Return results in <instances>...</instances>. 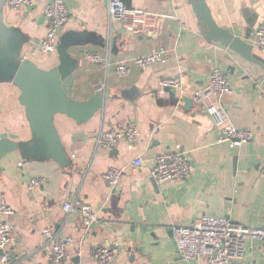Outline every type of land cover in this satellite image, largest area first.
<instances>
[{"label":"crops","instance_id":"obj_1","mask_svg":"<svg viewBox=\"0 0 264 264\" xmlns=\"http://www.w3.org/2000/svg\"><path fill=\"white\" fill-rule=\"evenodd\" d=\"M1 1L4 24L26 39L23 55L27 60L43 70L57 66L58 50L49 56L40 52L50 25L43 10L50 0L18 10H11L8 0ZM126 1L129 8L169 18L156 22L147 34L135 33L120 23L110 26L104 0H65L69 20L59 44L64 38L70 41L68 50L78 67L63 89L70 99L87 102L102 87L104 104L81 124L64 114L55 117L70 166L25 159L19 152L0 162V203L5 201L16 211L7 249L11 264H49V242L43 236L47 228L56 237L72 236L76 241L64 264H96L90 251L101 245L116 250L115 264H188L177 255L175 227H191L204 216L225 217L251 227L263 224L264 67L220 43L208 42L188 0ZM206 3L219 28L255 46V30L264 23V0ZM160 48L169 50L163 63L144 70L132 68L128 77L118 75L120 62ZM92 53L104 61L92 62L87 58ZM254 54L264 61L256 47ZM215 68L226 73L233 89L223 98L227 124L254 132V140L248 143L218 145V130L205 108L194 102L187 109L180 90H173L180 99L177 104L160 86L163 78L180 79L190 97L208 85ZM20 95L12 83L0 84V140L19 143L33 137ZM133 124L140 130L137 143L124 141L112 150L96 147L101 130L125 131ZM163 152L186 153L191 174L163 185L154 183L149 168ZM138 155L145 160L142 168L132 164ZM112 168L124 169L117 188L103 179ZM34 177L45 178L46 183L30 191ZM78 196L100 214L88 233L80 217L63 210L65 203ZM239 264H264L260 244H248Z\"/></svg>","mask_w":264,"mask_h":264},{"label":"built area","instance_id":"obj_2","mask_svg":"<svg viewBox=\"0 0 264 264\" xmlns=\"http://www.w3.org/2000/svg\"><path fill=\"white\" fill-rule=\"evenodd\" d=\"M39 0H8L11 10L33 8ZM108 6V21L110 26L123 24L126 29L135 33L147 34L156 22L163 23L169 18L165 15L151 13L138 8H129L126 0H104ZM44 17L49 21V29L40 42V52L44 55L57 53L61 30L69 20V10L65 0H50L44 10ZM174 18V17H172ZM177 19V18H175ZM183 28H185L183 26ZM255 47L264 54V23L260 24L254 33ZM169 50L160 48L143 56L124 60L117 65L120 77H128L132 68L144 70L151 65L163 63ZM87 58L95 63L104 60L99 54H87ZM24 59H28L25 55ZM163 89L180 90L183 97L188 92L184 84L177 78H163L160 81ZM103 90L102 87L99 89ZM233 93L226 73L215 68L207 86L198 89L190 96L196 105L205 108L206 114L214 120L218 130V145L239 146L254 140L255 133L239 129L227 124L228 112L224 106V96ZM140 138V130L131 125L125 131L101 130L96 136V147L112 150L126 141L135 144ZM134 167L142 168L145 160L138 155L132 162ZM192 172L189 156L181 152H163L159 154L154 164L149 168V177L157 184L187 178ZM124 169L112 168L103 179L112 187L117 188L123 177ZM46 179L34 177L30 179L28 188L35 191L43 186ZM66 213L74 214L82 219L85 233L100 221V214L94 206L82 198L75 197L63 206ZM16 211L7 202L0 203V255L2 264H11V256L7 252L14 234L12 218ZM177 255L184 262L191 264H239L250 243H258L264 254V221L259 227L240 224L225 217L204 216L191 227L178 226L173 230ZM43 236L49 242L50 263L64 264L70 258V249L76 245L72 236L56 237L52 228L43 231ZM90 257L96 264H115L116 250L112 246H97L90 251Z\"/></svg>","mask_w":264,"mask_h":264},{"label":"water","instance_id":"obj_3","mask_svg":"<svg viewBox=\"0 0 264 264\" xmlns=\"http://www.w3.org/2000/svg\"><path fill=\"white\" fill-rule=\"evenodd\" d=\"M188 2L208 42L220 43L246 60L264 67V61L254 54L255 46L218 27L206 0ZM3 7L4 2L0 0V84L12 83L20 89V103L26 108L33 137L28 142L19 143L7 138L1 139L0 162L6 155L19 152L25 159L55 161L63 168L68 167L70 159L56 128L55 117L64 114L78 124L87 122L103 108L104 95L98 90L87 102H77L67 96L63 83L78 67L77 60L68 50L71 43L67 38L62 39L58 47L59 64L50 70H43L34 62L24 59L26 39L20 31L4 24ZM164 90L173 96L177 104L180 102L172 89ZM182 101L187 109L194 106V100L190 97H184ZM2 172L0 165V175Z\"/></svg>","mask_w":264,"mask_h":264}]
</instances>
